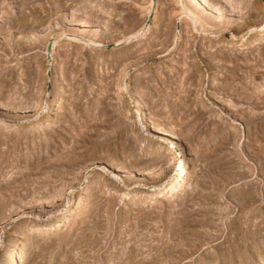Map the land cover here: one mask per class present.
Segmentation results:
<instances>
[{
  "label": "rangeland",
  "instance_id": "1",
  "mask_svg": "<svg viewBox=\"0 0 264 264\" xmlns=\"http://www.w3.org/2000/svg\"><path fill=\"white\" fill-rule=\"evenodd\" d=\"M203 6L0 0V264H264V0Z\"/></svg>",
  "mask_w": 264,
  "mask_h": 264
},
{
  "label": "bare ground",
  "instance_id": "2",
  "mask_svg": "<svg viewBox=\"0 0 264 264\" xmlns=\"http://www.w3.org/2000/svg\"><path fill=\"white\" fill-rule=\"evenodd\" d=\"M190 1L195 2L197 4L198 9L199 8L201 9L202 7H204L203 5H206V2H207V0H189V2ZM181 4H182V6H179V11L181 13H183V10H185V8L183 9V6H185L186 4L184 2ZM188 13L194 14L193 12H188ZM85 22L82 23V26L88 27L87 23H85ZM263 31H264V28H263ZM253 41L252 40L249 41L247 45L248 46H254L256 41H254V42ZM132 95H133L132 101H133L134 107L137 109L136 110L137 116L149 124V121H147L145 113H144L145 109L142 105L140 95L138 94V92L136 90L133 91ZM62 109H63V106L61 104L58 107V111H57L58 115L62 114ZM153 127L156 130V132L166 142V153L169 156V160L167 162V168L168 167L170 168L171 164H173V163H175V165H173V167L170 169L168 168L170 170L169 175H168L167 179L165 180V182H163L160 185V187L154 188L149 193H142L141 196L144 195L143 198L145 199V201L147 200L148 203H153V202H155L156 199H159V200H161V202H168L169 204H171L173 202V200L176 197H178V195L183 193V191L185 190V185H186L185 184V173L186 172H184L185 171V162L183 161L182 154H181V144L178 142L176 135L171 130L161 128L157 124H154ZM98 184H99V180L97 179L94 181V183L92 185L96 186ZM81 206H83V203L81 204ZM126 210H129V209L127 208ZM45 226H46L45 228H47V229H53L56 227L55 225H51V224L45 225ZM28 245H29L28 242H26V244H24L23 246L25 248ZM19 249L20 248H17V246L15 244L14 250H12L11 254H8L9 256L11 255V258H10L11 261L9 260L8 264H19V260L21 259V257H19V254H20Z\"/></svg>",
  "mask_w": 264,
  "mask_h": 264
}]
</instances>
